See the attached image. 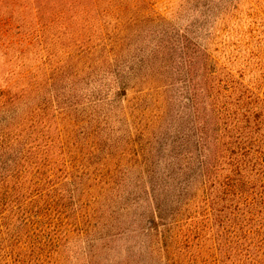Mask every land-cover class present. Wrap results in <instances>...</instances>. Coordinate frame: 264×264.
Wrapping results in <instances>:
<instances>
[{"label":"trees","instance_id":"obj_1","mask_svg":"<svg viewBox=\"0 0 264 264\" xmlns=\"http://www.w3.org/2000/svg\"><path fill=\"white\" fill-rule=\"evenodd\" d=\"M204 3L0 0V264H264V72Z\"/></svg>","mask_w":264,"mask_h":264},{"label":"rangeland","instance_id":"obj_2","mask_svg":"<svg viewBox=\"0 0 264 264\" xmlns=\"http://www.w3.org/2000/svg\"><path fill=\"white\" fill-rule=\"evenodd\" d=\"M153 1L163 14L172 11L176 14L178 6L190 0ZM204 1L206 17L211 24L208 26L214 30V49L217 50L216 56L220 63L235 68L239 74L245 72L246 77L250 78L251 70L260 69L264 72V0ZM215 21L216 27L212 23ZM119 164L125 170L126 162ZM109 197L105 196L103 201L106 202ZM94 202H98V199ZM95 207L98 209L101 204ZM124 264L135 263L131 257H127Z\"/></svg>","mask_w":264,"mask_h":264}]
</instances>
